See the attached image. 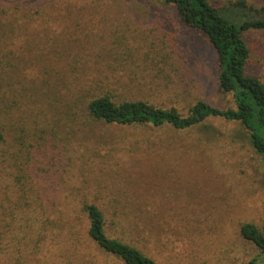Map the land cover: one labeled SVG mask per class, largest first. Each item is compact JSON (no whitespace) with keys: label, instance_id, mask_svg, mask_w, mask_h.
Returning a JSON list of instances; mask_svg holds the SVG:
<instances>
[{"label":"rangeland","instance_id":"1","mask_svg":"<svg viewBox=\"0 0 264 264\" xmlns=\"http://www.w3.org/2000/svg\"><path fill=\"white\" fill-rule=\"evenodd\" d=\"M210 1L264 10V0ZM244 38L247 73L264 83V30ZM216 74L206 38L161 1L0 0V264H82L63 236L67 220L85 228L79 208L89 202L111 236L161 264L258 258L239 228L264 233V158L241 126L209 119L177 131L74 116L100 94L184 116L198 100L233 107Z\"/></svg>","mask_w":264,"mask_h":264},{"label":"trees","instance_id":"2","mask_svg":"<svg viewBox=\"0 0 264 264\" xmlns=\"http://www.w3.org/2000/svg\"><path fill=\"white\" fill-rule=\"evenodd\" d=\"M157 1L172 6L182 24L206 38L217 63L216 88L232 96L233 107L221 108L198 100L184 116L176 108H162L142 100L117 103L109 95L100 94L87 100L84 107L75 105L74 116L122 126H170L177 131L221 119L241 126L252 148L264 158V83L247 73L251 51L244 38L249 31L264 30V10L245 1L224 9L213 6L210 0ZM4 140L0 130V143ZM79 211L87 225L83 228L78 219L67 220L63 236L66 254L78 257L82 264L88 258L96 264H161L128 241L111 236L104 212L97 204L85 203ZM239 234L260 251L258 258L244 264H264V233L253 223H243Z\"/></svg>","mask_w":264,"mask_h":264}]
</instances>
